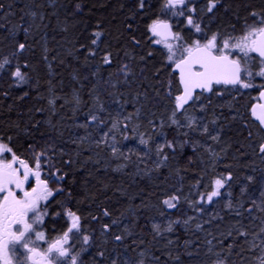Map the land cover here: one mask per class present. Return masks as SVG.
<instances>
[{
	"label": "trees",
	"instance_id": "obj_1",
	"mask_svg": "<svg viewBox=\"0 0 264 264\" xmlns=\"http://www.w3.org/2000/svg\"><path fill=\"white\" fill-rule=\"evenodd\" d=\"M223 4L211 19L212 31H240L256 19L252 11L264 14V0H223ZM0 5V60L7 56L12 61L0 72V136L11 137L17 154L29 159L28 145H32L36 150L51 146L57 166L65 171L69 166L60 162L74 161L64 182L65 195L56 197L59 203L52 209H59L71 192V206L81 215L84 230L95 234L97 249L106 253L103 264L114 259L117 264L125 260L128 264L138 260L144 264H215L218 257L225 264H258L256 257L264 252L257 247L264 227V174L259 172L255 138H248L241 126L243 112L232 103L227 109L213 106L203 112L199 122L208 123L213 133L219 130L225 140L222 148L199 132L186 129L189 135L185 137L186 130L176 126L165 127V136L159 135L158 115L165 112L163 108L170 109L164 99L167 88L161 86L168 82L169 68L163 67L165 50L148 41L146 27L161 15L162 0H146L143 14L134 20L129 17L136 10V0H0ZM201 15L208 23L212 14ZM128 23L135 25L132 35L141 40L140 45L131 42ZM97 31L102 35L94 46L91 40ZM19 42L26 49L13 56ZM90 48L96 50L95 57L88 56ZM105 51L112 53L108 66L101 64ZM17 64L27 73L26 83L18 84L11 76ZM122 64L131 69L126 79L117 72ZM128 108L126 116H135L137 110L144 116H158L155 128L148 132L153 145L148 153L141 143L135 146L134 130L128 123L131 132L127 139L120 133L114 157L108 142L99 146L96 142L102 138L99 132L109 131L110 122L120 119L121 130L120 115ZM90 113L99 115L103 128L82 127ZM173 139L177 144L174 156L167 147L158 156L157 146ZM165 153L167 160L162 159ZM220 173H231L235 182L232 212L217 207L213 216L202 215L203 221L194 217L203 223L198 234L183 230L184 221L195 214L190 200L195 201L209 179ZM197 181L199 187H195ZM173 192L181 199L178 210L170 211L161 201ZM105 209L110 213L107 217ZM247 209H252L251 214ZM112 220L119 223L101 235L103 224ZM177 220L180 223H175L174 231H165L167 224ZM63 224L58 220L55 226L62 229ZM153 225H160V234ZM241 230L247 237L239 235ZM115 235L124 239L115 243Z\"/></svg>",
	"mask_w": 264,
	"mask_h": 264
},
{
	"label": "snow or ice",
	"instance_id": "obj_2",
	"mask_svg": "<svg viewBox=\"0 0 264 264\" xmlns=\"http://www.w3.org/2000/svg\"><path fill=\"white\" fill-rule=\"evenodd\" d=\"M218 6H224L223 0H205L203 8H199L198 0H162L161 15L154 17L146 27L148 41L152 45L162 47L166 52L163 67L169 68V79L161 86L167 88L165 95L172 105L170 125L176 126L177 129L199 132L213 141L219 140V130L213 133L208 123L198 122L197 118L188 115V112L191 108L205 111L206 105L200 102L202 99H207L211 103V97H206V93L221 95V90L216 87L220 85H231L237 90L259 88V96L254 97L258 102L249 105V111L251 117L258 121V127L264 129V103L259 102L264 101V84L257 85L253 82L257 76L264 80V14L252 11L250 15L256 19L250 24L246 22L240 33L234 35L219 30L212 31L209 27L211 19L216 16ZM135 8L129 19L134 20L138 15L143 14L146 0H136ZM77 9L79 10V5ZM201 12L205 15L212 14L208 23H205ZM177 20L187 28V33H182L178 28L174 30V23ZM127 28L131 35V42L134 45H140L141 40L132 35L135 25L128 23ZM24 32L27 33L28 29H24ZM93 35L95 38L91 40V44L95 46L102 33L97 31ZM25 49V43L19 42L16 52L12 55L16 56L17 52L22 53ZM96 55L95 49H88V56ZM152 55L153 52L149 51L148 56ZM141 59L145 58L141 57ZM11 63L7 56L0 60V72H3ZM101 64L104 66L112 64L111 52L105 51L102 54ZM23 67L27 68L28 65L24 64ZM254 68L258 70L254 71ZM117 72L126 79L131 74V69L129 65L122 64ZM172 72H175V76L171 75ZM155 75H160L159 69L156 70ZM11 76L18 84L26 83L27 73L23 72L18 64L11 71ZM49 103L54 104V101L50 100ZM100 111H104L102 106ZM122 119L128 121L131 117L124 116ZM92 122H96L97 126L104 123L95 114H92L88 121V123ZM88 123L82 127L87 128ZM211 123L216 125V119H213ZM120 124L121 120L117 119L112 123L109 132L116 130ZM149 124L154 128L156 126L152 120H149ZM128 127V123H122L121 135L125 139L128 138L126 131ZM189 131H184L182 135L187 137ZM109 132L103 133L101 140L96 142L98 146L107 143ZM160 135L164 134L160 133ZM112 140L115 141V136ZM140 143L147 145L148 140L141 136ZM183 143L186 144L188 141L185 140ZM28 147L30 160L17 154L11 137L5 140L0 136V264H83L81 252H86L92 247L94 237L84 231L81 215L71 206V192L67 193L66 202L60 204L59 209H52L53 204L59 203L56 199L57 194L65 195L64 182L68 178L70 166L74 161L66 159L60 162L62 165L69 166L65 171L57 166L55 150L51 146L44 150H36L32 145ZM108 147L115 157L119 152L115 143L109 144ZM165 147L174 156L177 147L175 139L166 140L165 143L158 145V156L164 153ZM258 154H264V140L258 145ZM61 155H64L63 150ZM162 159H169V154L165 153ZM159 166L160 162L157 163V167ZM232 179L231 173L213 177L210 185L206 186V191L198 193L199 200L192 202L194 205H199L194 210L203 212L204 205L218 204L223 197H231L229 181ZM247 179L251 181L252 177ZM195 187H199V181ZM244 190L241 188L242 192ZM180 199V195L173 192L166 195L161 203L169 210H178ZM225 206L229 209L233 208L231 199ZM247 211L251 214L252 209ZM103 215L107 217L110 213L105 209ZM237 215H240L239 211ZM46 218L53 223V231L58 219L65 222L62 225V231L54 238H46ZM118 223L117 220L104 223L101 235L109 233L112 225ZM173 223H180V221ZM184 223L187 224L188 220ZM197 228L200 229L201 225H197ZM153 230L160 234V225H153ZM165 231H172V223H169ZM231 234V232L228 233V235ZM239 235L247 237L248 233L241 230ZM113 238L122 241L124 236L115 235ZM257 238L261 241L257 247H262L264 251V227H261ZM42 241H46V248H40L38 242ZM76 241H80L82 247L74 252ZM231 247L232 245H228L229 249ZM96 256L99 259L94 257L93 264H103L107 258L105 251H98ZM259 259L260 264H264V256ZM111 264H117V261L114 259ZM124 264H128V261L125 260ZM139 264H143V261L141 260ZM215 264H225V261L218 257Z\"/></svg>",
	"mask_w": 264,
	"mask_h": 264
},
{
	"label": "flooded vegetation",
	"instance_id": "obj_3",
	"mask_svg": "<svg viewBox=\"0 0 264 264\" xmlns=\"http://www.w3.org/2000/svg\"><path fill=\"white\" fill-rule=\"evenodd\" d=\"M244 26L242 27V29L244 28ZM240 31H229V32H225V33H232V34L235 35V34H239ZM256 70H258V68H254V71H256ZM253 82L255 84H257V85L264 84V80H262V78L261 77H258V76L255 78V80ZM216 87L221 90V93L222 94L217 96V95H211V94L206 93L205 94L206 97L207 96H210L211 97V103H209L207 99H202V101L200 103L205 104L206 105V108H210V107H213V106H219L222 109L223 108L224 109H227V107L231 103L233 104V107H236V106L239 107V109L243 112V115L245 117L243 121H240L241 122V126L245 130V132L248 134V138H250L249 133H251V136H253L255 138V141H256L255 142V144H256V156L260 160V163H259V167H260L259 168V172L262 173V174H264V154H258V145H259V143L262 140H264V129H261V128L258 127V123H256L252 119V117L250 115V111H249V105L258 102V101H256L254 99V97H258L259 96V90L260 89L259 88H251V89H238L237 90L236 88H234L231 85H227V86L220 85V86H216ZM259 102L262 103L261 101H259ZM205 111H203V112H205ZM22 157H24V156H22ZM24 158L29 159L27 156L24 157ZM221 174L227 175L228 173L214 174L209 179V183L207 185H210L211 179L213 177L219 176ZM234 183H235L234 182V179H232V181H229V184L231 185L232 188H233V184ZM205 191H206V186L199 193L205 192ZM57 196H59V194H57ZM198 197H199V195L197 194L195 200H197ZM231 200H233V198H231ZM192 202H193V199H192ZM216 205H217V207H221V201H220V203H218ZM173 210H175V209H172L170 211H173ZM200 217H202V215ZM82 226H83V222H82ZM83 229H84V227H83ZM61 231H62V229L57 228L56 226H55V231H53V224H50L49 218H46V228H45L46 238H54L55 235L58 234ZM85 232L87 234H89L90 236H93L94 237V240L92 242V247H90L88 249V251L81 252V259L83 260V264H93V258L94 257L97 260L99 259V257L96 256V253L99 251L97 249V247H96V245H97L96 244L97 238L95 237V234H92L91 232H87V231H85ZM105 234H108V233H105ZM114 242L115 243H120L121 241L114 240ZM38 243H39V246H40L41 249L47 247L46 241H42V242H38ZM81 247H82V243L80 241H76L75 242V247H74L73 251L74 252L75 251H78V250L81 249Z\"/></svg>",
	"mask_w": 264,
	"mask_h": 264
},
{
	"label": "rangeland",
	"instance_id": "obj_4",
	"mask_svg": "<svg viewBox=\"0 0 264 264\" xmlns=\"http://www.w3.org/2000/svg\"><path fill=\"white\" fill-rule=\"evenodd\" d=\"M198 5L201 6V7H203L205 5V3L203 2V0H198ZM175 23L178 25V29L182 33H187V31H188L187 28H185L182 24H180L178 20ZM164 97H165L164 99L166 100V102L170 106V109L163 108V111H165V112L162 114V116L158 115L159 116L158 117L156 114H153V115H150V116H147V115L144 116L143 112L142 111H139L135 116L134 115H131L130 116L131 117L130 120L124 121L122 118L124 116H126L125 114H129L130 113L129 112V108L126 110V112H123L122 111L123 112V115L122 116L120 115V117L122 119V123H129L130 126L132 127V129L134 130V133H133L134 135L132 137V141H133V143H134L135 146L136 145L138 146V144H140V137L141 136H143L145 140H148V144L147 145L142 144L143 150H144L145 153L150 152L149 151L151 149L150 147L153 145L152 141H154L153 138H152V136H149V134H148V132L150 131V129L153 127V125L149 124V120H152L155 123L156 117H158V119H160V124L162 125V127H160L159 133H163L164 134V135H161L162 137L165 136V131H164V128L165 127H167V126H174V125H170V120H169V117L171 115L172 105H171L170 101L168 100V98L166 97V95ZM152 105H153V107H155V106H158V103L152 104ZM91 115H92V113H90L89 116H87L88 121L90 120ZM188 115L195 116L197 118L198 122L199 121H202V119H203V111H200L199 108H191V109H189ZM88 121H87V123H88ZM112 123L113 122H110L111 125H112ZM88 126H90L92 129H99L100 127L103 128V125L102 124H100L99 126H97L96 122L88 123ZM126 131H127V134H128V132L129 133L131 132L129 127H128V129ZM99 133H100V135L102 137L103 136V132H99ZM120 133H121V130H119L118 128L116 130H113V134H111L109 132V136L107 138V142H108L107 144L109 145V144L115 143V145L119 146L118 144L121 142ZM113 136H115V141L112 140V137ZM217 143H218V147H220V148L224 147L225 140H224V137L222 135H219V140L217 141ZM232 189L233 188L231 187V192H232ZM231 198H232V195H231V197L225 196L221 200V207L223 208V210L226 209L227 212H232L231 209H229V208H227L225 206L226 203H227V201L229 199H231ZM197 200H199V197L197 198ZM197 200H195V201H197ZM231 201L233 202V200H231ZM190 202H192V199L190 200ZM196 207H199V205H193L191 207V209L195 212V214L192 216L193 219L191 218L190 221L188 220V223L187 224L184 223L182 225L183 227H181V228L183 230H185V231H188V232L191 231V232H193L195 234H198V230H201L202 227L200 229H198L197 228V225L203 226V223L201 224L200 222H197V219L203 221L204 219H202L200 217L201 215L208 216V215L211 214L213 216L214 215V210L217 209V205L216 204H213V205H204L205 211H203V212H198V211L194 210V208H196ZM194 217H198V218L196 219ZM216 217L217 216H215V218ZM216 221H218V219ZM174 225H175V223L172 224V231H174ZM209 225H210V223H209ZM209 225H207L206 227L209 228ZM166 227H168V224L166 225ZM172 231H168V233L169 232L171 233ZM162 234L163 233H161V235ZM263 254H264V252H262L259 255H257L256 260H257V263L258 264H260V259L259 258L261 256H264ZM149 260H151V259H149ZM139 262L140 261L138 260L136 262V264H139ZM148 263H150V262H148Z\"/></svg>",
	"mask_w": 264,
	"mask_h": 264
},
{
	"label": "water",
	"instance_id": "obj_5",
	"mask_svg": "<svg viewBox=\"0 0 264 264\" xmlns=\"http://www.w3.org/2000/svg\"><path fill=\"white\" fill-rule=\"evenodd\" d=\"M175 73V72H174ZM262 103H264V101H261ZM254 121H255V119L254 118H252ZM256 123H258V121H255Z\"/></svg>",
	"mask_w": 264,
	"mask_h": 264
}]
</instances>
